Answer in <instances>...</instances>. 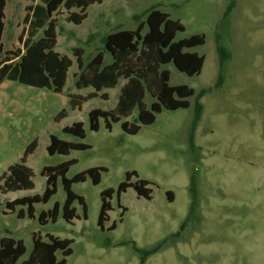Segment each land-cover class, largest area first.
Returning <instances> with one entry per match:
<instances>
[{
  "label": "rangeland",
  "instance_id": "obj_1",
  "mask_svg": "<svg viewBox=\"0 0 264 264\" xmlns=\"http://www.w3.org/2000/svg\"><path fill=\"white\" fill-rule=\"evenodd\" d=\"M31 4L7 0L1 60L7 52L23 48L19 38L27 30L24 20ZM158 5L186 28L176 41L194 35L206 37L204 46L192 50L205 57L200 76L189 77L173 64L164 67L171 74V86L195 91L190 108L164 110L155 124L142 126L137 135L125 133L122 125L135 123L139 109L113 124L112 130L101 119L100 130L92 131L91 112L114 110L126 81L73 110L72 96L85 98L95 92L76 87L75 75L80 73L76 50L83 52L85 65L99 52L105 53L104 66L112 64L105 38L119 30H136L145 21L136 18ZM71 13L62 7L54 15L56 52L73 62L63 92L11 81L0 84V179L10 167L22 163L28 147L37 141L26 164L34 173V189L3 194L4 183H0V243L5 238L23 241L27 252L18 264L32 255L35 237L48 242L49 235L73 241L67 264H264V0H106L91 6L81 25L68 20ZM147 31L145 28L144 34ZM43 36L44 31L37 40ZM203 91L207 93L201 96ZM105 94L108 100L103 99ZM145 102L151 106L150 95ZM198 102L204 109L194 130ZM63 110L68 116L58 123L55 119ZM77 122L84 124L85 139L64 133ZM52 136L91 149L50 156ZM72 160L77 163L70 168L69 179L90 169H107L97 186L90 177L73 185L74 193L87 206V218L77 201L78 218L72 224L64 219L67 193L63 178L49 203L35 205L33 218L29 207L14 212L8 209V203L19 198L43 196L47 188L43 170ZM132 172L138 174L132 182L141 179L152 184V200L138 197L134 189L118 196L120 185ZM192 177L198 189L193 213ZM109 189L115 191L113 210L102 229V193ZM56 203L61 206L57 221L49 220L43 226L42 213L52 211ZM22 210L24 218L19 217ZM114 223L116 230L109 231ZM137 249L156 251L143 263V253ZM56 255L63 260L62 252Z\"/></svg>",
  "mask_w": 264,
  "mask_h": 264
},
{
  "label": "trees",
  "instance_id": "obj_2",
  "mask_svg": "<svg viewBox=\"0 0 264 264\" xmlns=\"http://www.w3.org/2000/svg\"><path fill=\"white\" fill-rule=\"evenodd\" d=\"M33 4L27 7L25 17V30L19 38L23 48L15 52H7L4 59L3 45L0 44V84L5 81L17 82L25 86L36 89H47L55 93H62L68 79V74L73 66L70 58L62 56L56 52L58 43L57 24L54 15L64 7L68 12L78 9L80 13H71L68 20L75 25H81L87 19L86 11L93 5L103 4L106 0H26ZM38 1V2H37ZM37 2V3H36ZM158 6L146 11L144 16L137 17L145 21L138 25L136 30H119L108 35L104 40L105 51L113 57V63L104 66L105 53L99 52L88 64L83 62V52L76 50L80 73L75 75L76 87L79 90L93 88L95 92L88 97L72 96L71 108L81 109L84 102L99 97L105 90L116 88L122 80L126 81L121 90V96L117 107L114 110L106 111L95 109L90 114L91 129L94 132L100 130V120L106 122L108 130H112L113 124L120 123L134 115L139 109L138 118L135 123L124 122L123 131L129 135H137L142 126H151L156 123L157 115L164 110L178 111L190 108V99L194 97L195 91L188 86L170 85L171 74L164 67L173 64L175 68L189 76H200L205 65V57L196 52H192L197 47L206 44L205 35H194L176 41L178 34L184 33L186 28L179 22L171 19L168 13L161 11ZM7 0H0V42L5 32V11ZM145 28L148 29L144 34ZM44 31V36L37 40L39 34ZM220 54L226 53L222 48ZM227 56V55H225ZM229 59L231 54L228 53ZM222 84V78L219 81ZM207 92L203 91L201 96ZM147 95L153 99L150 107L145 100ZM108 100L107 94L104 95ZM203 105L197 103L196 129L203 113ZM68 116V112L63 110L55 119L61 122ZM64 133L79 139L86 138L84 124L77 122L71 127H66ZM37 149V141L33 142L25 152L21 164L10 167L8 174H5L0 183L3 194L27 191L34 189V173L26 164L28 157ZM91 147L83 143H70L60 140L56 136L51 137V144L48 147L50 156H68L72 151H85ZM77 163L76 160L64 162L57 166L46 167L42 175L47 178V188L43 196L19 198L8 203V209L12 212L18 207H29V215L34 217L35 205L47 204L57 194V184L59 178H63V185L67 193V200L64 206V219L72 224L78 218L75 202L79 201L85 209L87 218V206L84 199L73 191V185L85 183L88 177L92 178L94 185H99L102 180V173L107 172L105 168H94L80 173L73 179L67 178L70 168ZM134 177L138 178L136 172L127 174V181L122 183L118 190V196L126 193L129 189H134L138 197L146 200L153 199L152 185L146 180L132 182ZM115 191L112 189L102 193V209L99 217V226L104 229L105 224L110 220L109 213L113 210L111 201ZM190 194L193 199L191 212L197 207L198 189L195 177L191 179ZM172 193L167 196L172 201ZM173 202V201H172ZM61 206L56 203L52 211L43 212L40 222L43 226L49 220L54 223L60 214ZM126 209L124 210V212ZM190 213V214H192ZM20 218L25 217L24 210L21 211ZM184 224L183 227H185ZM117 228L114 223L109 231ZM49 241L45 242L41 237L34 238V251L30 258L22 264H67V258L73 254L71 240H61L54 236H48ZM143 253L142 262L153 254L156 250ZM27 249L23 241H16L12 238H5L0 243V264H18L19 260L26 254ZM62 252L63 260L59 261L57 253Z\"/></svg>",
  "mask_w": 264,
  "mask_h": 264
},
{
  "label": "crops",
  "instance_id": "obj_3",
  "mask_svg": "<svg viewBox=\"0 0 264 264\" xmlns=\"http://www.w3.org/2000/svg\"><path fill=\"white\" fill-rule=\"evenodd\" d=\"M60 114V113H59Z\"/></svg>",
  "mask_w": 264,
  "mask_h": 264
}]
</instances>
